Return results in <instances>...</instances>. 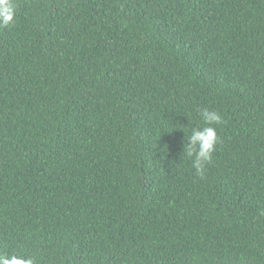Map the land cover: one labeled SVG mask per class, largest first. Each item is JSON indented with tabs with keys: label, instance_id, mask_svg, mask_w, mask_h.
Segmentation results:
<instances>
[{
	"label": "trees",
	"instance_id": "1",
	"mask_svg": "<svg viewBox=\"0 0 264 264\" xmlns=\"http://www.w3.org/2000/svg\"><path fill=\"white\" fill-rule=\"evenodd\" d=\"M15 2L0 253L264 264V0ZM201 108L224 119L203 179L182 156Z\"/></svg>",
	"mask_w": 264,
	"mask_h": 264
},
{
	"label": "clouds",
	"instance_id": "2",
	"mask_svg": "<svg viewBox=\"0 0 264 264\" xmlns=\"http://www.w3.org/2000/svg\"><path fill=\"white\" fill-rule=\"evenodd\" d=\"M17 4L15 0H0V27L11 25L15 19ZM204 127H194L191 133H186L187 143L183 146V155L190 159L195 174L203 179L206 168L213 159L216 146L220 142L217 128L214 125H222L224 119L218 111L209 108L198 110ZM0 264H37L32 256L22 253H0Z\"/></svg>",
	"mask_w": 264,
	"mask_h": 264
}]
</instances>
